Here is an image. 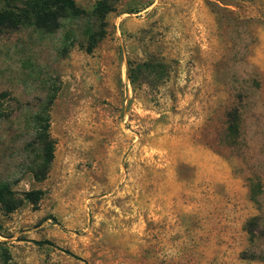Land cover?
Masks as SVG:
<instances>
[{"label":"rangeland","instance_id":"374dc122","mask_svg":"<svg viewBox=\"0 0 264 264\" xmlns=\"http://www.w3.org/2000/svg\"><path fill=\"white\" fill-rule=\"evenodd\" d=\"M104 23L89 53L82 23L65 56L69 27L0 36L7 264H264V0H112ZM128 61L155 67L131 81ZM52 92L36 180L30 119Z\"/></svg>","mask_w":264,"mask_h":264},{"label":"trees","instance_id":"16d2710c","mask_svg":"<svg viewBox=\"0 0 264 264\" xmlns=\"http://www.w3.org/2000/svg\"><path fill=\"white\" fill-rule=\"evenodd\" d=\"M112 10V0H97L89 11L78 6L75 0H0V36L16 31L22 27L31 26L45 33H54L65 27L63 45L59 54L65 56L68 50L77 42L75 28L82 23L83 31L80 46L86 52H91L97 42L105 34V17ZM128 61V77L131 81L136 80L137 74L142 67L152 69L155 64L152 62L137 63L135 67L130 66ZM11 97L7 91H0V120L6 119L9 113L6 112V104ZM54 93H50L46 100L39 103L32 113L30 122L32 133L30 141L26 145L30 158L27 163V170L32 173L36 180L44 179L48 173L53 159L54 142L49 132V108L53 102ZM227 126L231 135H236L239 129V113L232 109L227 113ZM20 199L13 196V192L7 183H0V204L6 211H11L20 205ZM254 219L246 223V231L254 236ZM50 243L49 241H42ZM51 244V243H50ZM0 241V262L7 264V250ZM67 254L82 260L78 255L67 249H62Z\"/></svg>","mask_w":264,"mask_h":264}]
</instances>
